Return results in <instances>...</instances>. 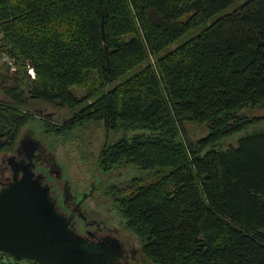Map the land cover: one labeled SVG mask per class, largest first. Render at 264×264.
<instances>
[{"label":"trees","instance_id":"1","mask_svg":"<svg viewBox=\"0 0 264 264\" xmlns=\"http://www.w3.org/2000/svg\"><path fill=\"white\" fill-rule=\"evenodd\" d=\"M237 1L0 0L17 64L0 69V122L24 123L28 99L77 108L72 86L96 71L68 123L122 132L101 164L123 176L121 225L153 264H264V129L220 146L264 120L239 113L264 103V0ZM184 122L208 132L185 140Z\"/></svg>","mask_w":264,"mask_h":264},{"label":"rangeland","instance_id":"2","mask_svg":"<svg viewBox=\"0 0 264 264\" xmlns=\"http://www.w3.org/2000/svg\"><path fill=\"white\" fill-rule=\"evenodd\" d=\"M243 1L238 0L234 6L241 4ZM231 8L233 7H228L224 12L227 13ZM182 19H186V17ZM210 22L211 19L206 22V25ZM200 29L194 30L192 33L182 37V40H186L190 36L197 34ZM155 59L154 55H148L146 61L149 64H154ZM15 61L16 58L8 53L7 50L0 52V69L8 66L10 70H14L17 67ZM24 68H26V72L31 78L27 65H24ZM33 72L34 76H36L34 69ZM98 80L97 72L92 71L87 73L82 83L72 86L77 97L82 99V102L77 106L78 109L93 102L97 94L90 96V93L96 88L93 84L98 83ZM113 85L109 84L108 87H112ZM2 96L0 92V99ZM77 108L61 107L38 100L28 99L23 101V104L18 109L24 111L23 114L27 120L20 126H17L18 129H22L18 135L20 136L22 132H25L34 140L47 146V151L53 153L52 155L56 164L62 171L63 179L67 181V186L73 195H79L84 190L87 191L94 181L95 185H99L97 188L94 187L95 191L89 200L99 201L98 205L103 210L112 207L114 211L118 212V200L114 201V199L120 195L118 194L120 191L114 194L115 191L112 189V186L115 185V189L122 191L124 186H121L120 183L125 181H121L123 176L119 175L120 171L118 169L111 170L110 172H106L103 169L100 153L105 143L114 142L121 137L122 132L106 131L102 121H89L77 124L68 123V120L74 115ZM239 113L250 118L264 117V103L258 106H244L239 110ZM62 126L65 128L60 130ZM183 128L184 132L182 135L185 140L196 141L208 132L206 124L184 122ZM260 129H264V120L251 124L241 133L221 139L220 146L225 147L229 144H234L239 135ZM131 134L132 132H128V135ZM62 182L63 180L59 181L60 187ZM133 237L140 248L138 238ZM141 254L145 257L142 251ZM16 260L23 263L27 262L23 259ZM146 260L148 264H153L147 258Z\"/></svg>","mask_w":264,"mask_h":264},{"label":"flooded vegetation","instance_id":"3","mask_svg":"<svg viewBox=\"0 0 264 264\" xmlns=\"http://www.w3.org/2000/svg\"><path fill=\"white\" fill-rule=\"evenodd\" d=\"M19 111L23 118L24 111ZM12 123L0 122V190L26 173L38 175L48 187L46 201L62 227L58 244H71L65 239L73 237L74 244L85 249V264H148L133 235L121 225L118 212L112 207L103 210L99 201L89 200L99 184L93 181L87 191L73 195L53 153L29 134L19 136L22 129Z\"/></svg>","mask_w":264,"mask_h":264},{"label":"water","instance_id":"4","mask_svg":"<svg viewBox=\"0 0 264 264\" xmlns=\"http://www.w3.org/2000/svg\"><path fill=\"white\" fill-rule=\"evenodd\" d=\"M47 192L32 173L0 190V253L38 264H85V249L73 237L58 244L62 227Z\"/></svg>","mask_w":264,"mask_h":264},{"label":"built area","instance_id":"5","mask_svg":"<svg viewBox=\"0 0 264 264\" xmlns=\"http://www.w3.org/2000/svg\"><path fill=\"white\" fill-rule=\"evenodd\" d=\"M27 67H28V72H29L31 78H35L33 68L29 65H27ZM26 261H27L26 263H23V262L16 260L15 258H13L11 256H8L4 253L3 254L0 253V264H38V263H34L32 261H28V260H26Z\"/></svg>","mask_w":264,"mask_h":264}]
</instances>
